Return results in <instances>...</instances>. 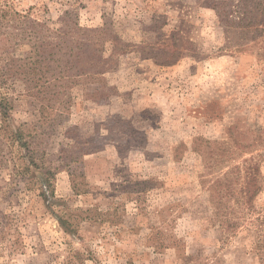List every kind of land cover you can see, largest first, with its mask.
<instances>
[{
    "label": "rangeland",
    "instance_id": "1",
    "mask_svg": "<svg viewBox=\"0 0 264 264\" xmlns=\"http://www.w3.org/2000/svg\"><path fill=\"white\" fill-rule=\"evenodd\" d=\"M260 29L198 0H0V264H264Z\"/></svg>",
    "mask_w": 264,
    "mask_h": 264
},
{
    "label": "trees",
    "instance_id": "2",
    "mask_svg": "<svg viewBox=\"0 0 264 264\" xmlns=\"http://www.w3.org/2000/svg\"><path fill=\"white\" fill-rule=\"evenodd\" d=\"M205 7H210L215 10L218 18L222 25L225 28L231 29L235 27V30H238L239 36L248 37L249 39H254L255 34L261 32L260 28H264V2H254V0H238L237 2L232 1H222L218 2L215 0H198ZM253 2V3H252ZM263 3V5H262ZM245 39V38H244ZM76 48L81 50L80 44L75 45ZM73 59L71 61V67L74 74L82 75V68H78L79 60L81 59L82 54H73ZM40 65L42 62L37 59L34 61V64ZM81 64V63H80ZM168 62H164L163 65H167ZM100 74V72L94 73ZM43 101V100H42ZM7 104L2 101L0 103V114L3 119L7 117ZM44 109L49 108L45 104H42ZM20 129H17L14 132L16 136V141H21L22 132ZM45 187L42 188V195L45 193H51L50 184L46 181ZM73 190L75 187L72 185Z\"/></svg>",
    "mask_w": 264,
    "mask_h": 264
}]
</instances>
